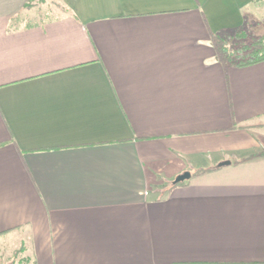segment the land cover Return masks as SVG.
<instances>
[{"label":"crops","instance_id":"obj_1","mask_svg":"<svg viewBox=\"0 0 264 264\" xmlns=\"http://www.w3.org/2000/svg\"><path fill=\"white\" fill-rule=\"evenodd\" d=\"M54 6L0 0V243L32 264H264V60L225 67L212 41L263 35L264 0Z\"/></svg>","mask_w":264,"mask_h":264},{"label":"trees","instance_id":"obj_2","mask_svg":"<svg viewBox=\"0 0 264 264\" xmlns=\"http://www.w3.org/2000/svg\"><path fill=\"white\" fill-rule=\"evenodd\" d=\"M29 3L25 6H28ZM225 32L234 33L236 42L230 45L226 43L222 36ZM247 38L250 39L249 42H245ZM212 41L216 55L225 67L248 66L264 60V34L260 36L249 34L246 31V26L222 33H213Z\"/></svg>","mask_w":264,"mask_h":264},{"label":"rangeland","instance_id":"obj_3","mask_svg":"<svg viewBox=\"0 0 264 264\" xmlns=\"http://www.w3.org/2000/svg\"><path fill=\"white\" fill-rule=\"evenodd\" d=\"M37 4H39V7L41 11L43 10L46 12L45 14L47 16H52V13H47L48 11L45 9L46 7L51 8V10H54V4L56 3V0H33ZM43 1V3H41ZM57 5V4H56ZM45 9V10H44ZM52 12V11H51ZM263 29V28H261ZM246 31L251 33L254 36H260L259 34L263 33L258 30H254L250 28L249 26H246ZM223 39L226 41V43L233 44L236 42V39L234 37V33L232 32H225L222 34ZM249 38L245 40L249 42ZM19 241L17 240V237H14L13 241H7L4 240V242L0 243V264H32L30 258L32 259V255L25 250H20L18 248L19 246ZM30 257V258H29Z\"/></svg>","mask_w":264,"mask_h":264},{"label":"water","instance_id":"obj_4","mask_svg":"<svg viewBox=\"0 0 264 264\" xmlns=\"http://www.w3.org/2000/svg\"><path fill=\"white\" fill-rule=\"evenodd\" d=\"M228 162H224V164H226ZM190 178V172H184V173H181L179 174L178 176L175 177V179L173 180V183L176 184L178 182H182L186 179H189Z\"/></svg>","mask_w":264,"mask_h":264}]
</instances>
